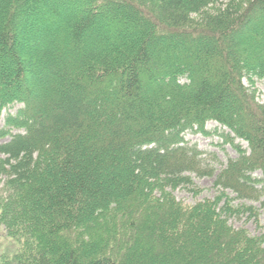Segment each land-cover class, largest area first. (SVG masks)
Instances as JSON below:
<instances>
[{"label":"trees","instance_id":"16d2710c","mask_svg":"<svg viewBox=\"0 0 264 264\" xmlns=\"http://www.w3.org/2000/svg\"><path fill=\"white\" fill-rule=\"evenodd\" d=\"M49 1L0 9V119L22 104L0 127V264H264V232L230 223L262 227L264 0H72L42 76L24 31L71 2ZM188 132L238 155L217 169ZM193 174L220 194L178 200Z\"/></svg>","mask_w":264,"mask_h":264},{"label":"rangeland","instance_id":"374dc122","mask_svg":"<svg viewBox=\"0 0 264 264\" xmlns=\"http://www.w3.org/2000/svg\"><path fill=\"white\" fill-rule=\"evenodd\" d=\"M9 0H0V9L4 8L6 6V3ZM71 2L67 3H63L62 4V10H61V16L59 18V23L56 24L55 26L53 25L51 26H46L45 24H47L48 22H38L37 24V28L31 24H33V22H36L37 18H35V20H31L29 22V27L24 31V34L27 38H29V40L31 41V44H33V47H28L30 49L29 53L31 54V56L33 57L34 60V66H36V68L39 69V73L44 76V72H43V65H40L38 58L39 57V53H40V49L41 45L40 43H38L39 41H42L43 39H46L50 42V44L52 45V47L56 48L58 47V43L56 40V33L58 32V30L61 28L60 26L63 25V21L65 20V18H67L68 14H69V10H73L72 12V16H79L82 14L83 9L85 8V6L83 4H81L80 2H77L74 4L75 1L70 0ZM28 2L30 3V5L32 3L34 4H38V3H43L46 10H48V6H50L53 2L49 1V0H28ZM63 2V1H62ZM40 7V6H39ZM114 11L113 13L115 14V16L121 15L124 18H135L137 19V13L133 10H131V8L127 5H122L119 4L116 7L113 8ZM113 15V14H111ZM135 15V17H134ZM46 20V19H45ZM35 25V23H34ZM136 33V32H135ZM133 31H131L129 34L133 35L135 34ZM35 44V45H34ZM37 61V62H36ZM15 64H12V67L14 68ZM245 83L247 84L248 82L245 80ZM35 86H38L35 84ZM256 88L258 89V99L262 102H264V82L262 80H257L256 81ZM22 104H16L12 107H9L8 109H5L3 111V115L0 119V127H2L4 125V118L6 116V114L8 112H16V110L21 107ZM207 130L210 132H214L215 130H219L220 132L222 131H226L228 132L229 130L226 127H223L221 124H219L216 121H209L207 124ZM186 139L189 140L190 143L192 144H197L198 147L202 150L205 151H210L216 154V161H210L217 169H221V167L226 166L227 163V159L228 158H235L237 157V152L234 149V147L231 144H226L224 143L223 139L221 136L219 135H212V134H204L202 132H188L186 134ZM239 141V140H237ZM242 146L244 148L248 147V143L245 141H239ZM255 175L260 176L261 175V171H257L255 173ZM193 179H194V186L192 187H180L178 189H176L174 191L176 197L178 200H181L185 203H196L199 200H203V199H211V198H215L218 194H220L221 190H219L218 188H216L214 186V182H215V178L214 177H198L195 174L192 175ZM194 187V188H193ZM193 189H199L198 192L196 193ZM227 192L230 194V196L234 197L233 203L236 204H240V203H254L253 201L250 200H245V199H240L236 197V194L232 191V190H227ZM256 206L261 207L260 203H254ZM260 218H261V225L262 227L259 228L257 225V222L252 219L249 220L246 216H242V217H232L230 219V223L236 227V228H246L251 234H255L258 235L260 233L264 232V208L260 209ZM0 230L2 231V228H0ZM6 238H2V240L0 241H5Z\"/></svg>","mask_w":264,"mask_h":264}]
</instances>
